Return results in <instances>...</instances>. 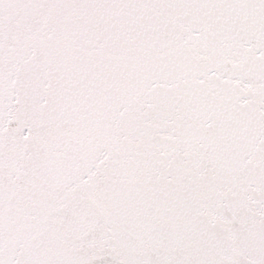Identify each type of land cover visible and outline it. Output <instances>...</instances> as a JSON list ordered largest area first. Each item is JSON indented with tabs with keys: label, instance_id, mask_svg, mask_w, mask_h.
<instances>
[{
	"label": "snow or ice",
	"instance_id": "snow-or-ice-1",
	"mask_svg": "<svg viewBox=\"0 0 264 264\" xmlns=\"http://www.w3.org/2000/svg\"><path fill=\"white\" fill-rule=\"evenodd\" d=\"M0 264H264V0H0Z\"/></svg>",
	"mask_w": 264,
	"mask_h": 264
}]
</instances>
